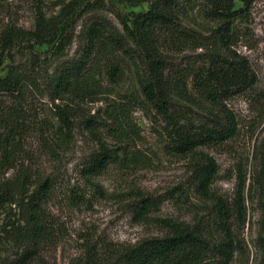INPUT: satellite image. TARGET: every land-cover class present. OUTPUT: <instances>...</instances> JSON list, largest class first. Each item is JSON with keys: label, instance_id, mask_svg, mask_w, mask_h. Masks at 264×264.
I'll use <instances>...</instances> for the list:
<instances>
[{"label": "trees", "instance_id": "16d2710c", "mask_svg": "<svg viewBox=\"0 0 264 264\" xmlns=\"http://www.w3.org/2000/svg\"><path fill=\"white\" fill-rule=\"evenodd\" d=\"M236 1L248 7L253 0H61L50 15L37 7L24 26L4 16L0 0V211H15L1 229L0 264H41L54 243L47 203L57 180L50 165L76 135L93 143L80 158L84 176L142 160L137 109L157 124L167 150L198 157L194 185L211 203L191 222L163 221L161 236L125 246L89 242L73 264H247L240 240L244 181L230 201L215 196L217 165L197 151L236 135L228 105L234 96L253 95L264 117V87L258 89L247 58L231 49ZM141 2L146 10L125 12L116 4ZM196 16L199 28L185 24ZM261 157L252 175L261 192L255 264H264ZM152 205L143 197L139 214Z\"/></svg>", "mask_w": 264, "mask_h": 264}, {"label": "rangeland", "instance_id": "374dc122", "mask_svg": "<svg viewBox=\"0 0 264 264\" xmlns=\"http://www.w3.org/2000/svg\"><path fill=\"white\" fill-rule=\"evenodd\" d=\"M59 1L6 0L3 13L18 24L31 26L37 7L50 15L57 10ZM116 4L125 12L142 11L148 7L147 2ZM235 7L241 11L232 23L235 42L231 49L247 58L258 77L259 89L264 87V0H253L248 7L236 1ZM196 21L185 20V24L199 28L202 21L198 16ZM189 54L184 52L182 55ZM42 104L46 106L47 103ZM228 105L237 119L236 135L224 144L198 148L197 151L211 156L217 165L211 185L215 196L230 201L244 181L246 212L244 225L240 228L241 258L247 264H255L261 192L256 183H252V175L258 169L259 156L264 160V117L259 115L254 96L248 93L234 96ZM133 120L140 130L137 143L142 155L140 162L121 160L109 164L99 175L84 176L80 171V158L90 152L93 143L87 136L78 134L74 142L59 151L60 161L50 165L49 171L54 173L57 183L50 194L47 209L56 239L43 252L41 264H73L82 257L89 242L104 240L118 246L130 245L163 235V221L191 222L205 214L211 200H204L197 192L191 170L192 161L198 157H182L167 150L163 137L156 132L157 124L141 110L134 111ZM107 144L109 147L116 145L110 139ZM44 165L47 166L48 162L45 161ZM143 197L153 201V205L146 214H139ZM14 212L12 207L0 211L1 249L4 247L2 226L15 220Z\"/></svg>", "mask_w": 264, "mask_h": 264}]
</instances>
